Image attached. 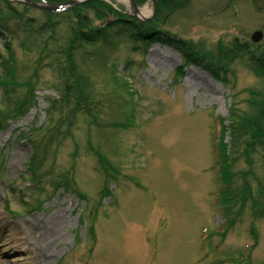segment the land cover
<instances>
[{"label": "rangeland", "instance_id": "374dc122", "mask_svg": "<svg viewBox=\"0 0 264 264\" xmlns=\"http://www.w3.org/2000/svg\"><path fill=\"white\" fill-rule=\"evenodd\" d=\"M103 2L114 10L108 22L133 15L129 0ZM136 3L145 17H132L147 22L152 0ZM120 26L113 44L78 54L94 98L76 111L60 102L55 59L64 57L40 61L25 26L0 19V264H264V144L247 157L233 144L253 111L264 140V76L250 60L264 53V39L251 40L264 12L251 1L192 0L151 27L153 39L131 43ZM222 126L229 161L237 156L232 174L245 172L233 176L229 217L213 167Z\"/></svg>", "mask_w": 264, "mask_h": 264}, {"label": "trees", "instance_id": "16d2710c", "mask_svg": "<svg viewBox=\"0 0 264 264\" xmlns=\"http://www.w3.org/2000/svg\"><path fill=\"white\" fill-rule=\"evenodd\" d=\"M4 2V9L0 6V19H7L12 17L20 21V25H24L26 30L29 32V37L33 44V50L38 51L41 60H49V66H52L51 58L54 55L63 56L64 61L56 58L58 63L59 76L62 79L61 88L62 100L60 102L65 105L71 106V108L79 111L81 109H87L89 104L93 101L94 93L91 89L92 83L89 76L85 75L79 68L76 58L80 52H85V47L95 45L98 43H109L113 44L108 39V34L112 31L121 29L120 25L130 29L129 35L132 38L131 43L135 41L136 35L140 36L141 39L152 38L153 35L148 36L152 33L151 27L159 28L167 18H171L176 13L188 9L191 5L192 0H157L156 13L153 19L147 22H140L131 15L125 18L119 17L117 20L108 22L109 15L113 13V9L107 5L103 0H91L78 6L70 7L60 12H51L34 8L30 5H24L23 10H36L45 16L44 21L39 22L34 18H27L23 15L24 11L17 9L13 2L8 0H1ZM37 2L46 3H64L69 0H34ZM138 2V0H135ZM230 4L251 1L254 8L258 12H264V0H227ZM8 14V15H7ZM7 15V16H6ZM129 18V19H127ZM26 20V21H25ZM96 21H102L101 24H95ZM64 26L62 29L61 27ZM63 32L62 42L58 44V47L51 48V43L58 42L59 32ZM142 35V36H141ZM145 35V36H143ZM144 37V38H143ZM134 39V41H133ZM153 39V38H152ZM155 40V39H154ZM143 40L136 42L141 44ZM219 51L222 48H217ZM184 53H183V52ZM181 55L190 62L194 60L195 54L189 51L179 49ZM215 52V51H213ZM11 55V52H10ZM223 55V54H222ZM253 67L258 72L257 75L264 76V53L259 55L251 54L250 57ZM61 70V72H60ZM12 81V80H11ZM8 83V81H7ZM2 84L6 85L2 80ZM264 93V92H263ZM262 93V94H263ZM12 101V98L11 100ZM10 106V105H9ZM263 107V106H262ZM5 111H0V115L4 116ZM231 117L235 122V114L232 113ZM258 118L257 111L250 113L248 117L241 120L238 127L233 128L235 146L234 154L240 151H244L243 156L247 157V150L254 149L256 143L264 144V140L258 139L256 132V119ZM224 131L222 130L219 144L215 145L218 165L220 169L218 171L219 185V198L220 203L224 207V213L226 217L230 216V207L233 200L237 201L238 195H232V179L235 177L245 176L244 171H236L237 173L232 174V166L235 164L237 156L233 158V162L229 161L227 157L226 145L224 144ZM264 134V131H261ZM242 149V151H241ZM233 150L230 149V153ZM249 158V157H248ZM98 159L101 165H108V161L103 155H98ZM242 189L239 190V196L246 198V195H250L252 187L247 179H242ZM240 188V184L237 189ZM106 190V188H105ZM231 197V198H230ZM229 221V220H227Z\"/></svg>", "mask_w": 264, "mask_h": 264}, {"label": "water", "instance_id": "95a60500", "mask_svg": "<svg viewBox=\"0 0 264 264\" xmlns=\"http://www.w3.org/2000/svg\"><path fill=\"white\" fill-rule=\"evenodd\" d=\"M16 1H25L27 2L28 4L34 6V7H37V8H40V9H47V10H51V11H56L58 10L59 8L62 7V4H51V5H48V6H44V5H41V4H37V3H33L31 0H16ZM87 1V0H85ZM131 1V4L133 6V10H134V13L135 14H138L139 13V9L137 7V5L135 4L134 0H130ZM153 1V4H154V11H155V6H156V0H152ZM83 1H80V0H70L69 2L65 3L63 6L65 7H69V6H75V5H79L81 4ZM263 39V32L262 31H256L253 36H252V40L254 42H259Z\"/></svg>", "mask_w": 264, "mask_h": 264}, {"label": "bare ground", "instance_id": "6f19581e", "mask_svg": "<svg viewBox=\"0 0 264 264\" xmlns=\"http://www.w3.org/2000/svg\"><path fill=\"white\" fill-rule=\"evenodd\" d=\"M146 14H147V13H146ZM147 15H148V14H147ZM141 16H142V17H145V15H144L143 12H141ZM25 226L30 227V224L26 222V223H25ZM26 238H27V235H25V237H24L23 239H26ZM10 240H13V235L10 236ZM13 242H14V241H13ZM27 244H29V240L26 239V244L22 243V244H21V249H19L17 246H15V247H16L18 250H20V251H21V250H22V251H26ZM15 247H14V248H15ZM34 259H35V258H34ZM24 260L27 261V262H26L27 264H28V263H32V261H30L29 259H24Z\"/></svg>", "mask_w": 264, "mask_h": 264}]
</instances>
